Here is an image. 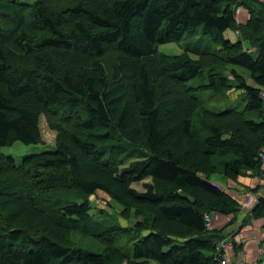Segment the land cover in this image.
Returning <instances> with one entry per match:
<instances>
[{"label": "trees", "instance_id": "16d2710c", "mask_svg": "<svg viewBox=\"0 0 264 264\" xmlns=\"http://www.w3.org/2000/svg\"><path fill=\"white\" fill-rule=\"evenodd\" d=\"M185 38L178 55L157 50ZM261 89L264 2L0 0V149L41 144L43 114L56 131L51 151L20 162L0 152V264H220L216 245L240 206L216 182L264 174ZM195 91H241L243 107L214 112ZM97 192L139 220L94 218ZM211 215L231 221L210 231ZM250 215L264 221V197Z\"/></svg>", "mask_w": 264, "mask_h": 264}, {"label": "rangeland", "instance_id": "374dc122", "mask_svg": "<svg viewBox=\"0 0 264 264\" xmlns=\"http://www.w3.org/2000/svg\"><path fill=\"white\" fill-rule=\"evenodd\" d=\"M21 1L34 2L37 0H21ZM240 7H242V6H236L235 8H239L241 11ZM233 35H234V32H232V31H227L225 33V37L227 39L235 41V38ZM199 37H200V34L196 35L194 37V40H197ZM187 41H189V39L185 38L184 40H182L179 43H170V44L158 45L157 50L159 52L167 54V55H178L181 52H183V45ZM115 58H116V54L112 53V52H109L105 56L104 61H105V65H106L107 69H109L108 67H110L111 64L115 62L114 61ZM237 72L243 74L246 81L249 84H251L249 76L246 72H244L240 69H238ZM199 82L200 81L198 79H194V80L190 81L188 83V85L189 86H196ZM233 93H234V91H230L225 96H221V95L214 94L212 91H210V92L195 91L194 96L200 101V103H202V106L204 108L211 110V111H214V112L222 111V110H225L227 108H232V107L236 108L238 110H241L243 107V102H241L239 99L241 95H233ZM240 93H241V91H240ZM39 126H40V131H41L42 140H43V142L41 144L24 145L20 142H15L9 147H2L0 149V152L4 155H7V156L14 158L16 160V162H20L24 158L31 156L33 154H38V153H41L44 151L53 150L54 146H55L56 131L53 130L49 126V122H48L46 115L43 114L41 116ZM262 162H263V165H262V169H263L264 159H262ZM133 188L139 192L143 191L142 183L134 184ZM58 197H59V195H55L53 198L57 199ZM64 199L67 202H70V201H78L80 198L77 194H70V195H65ZM89 201H90L91 206H92L91 214L93 215L94 218L98 219L100 222H102L105 225H109V226L115 225V227L120 226L122 228L128 229L130 227H133V225L139 220L136 216H134L133 211H132V215L129 219H125L124 217H122L121 212H122L123 208L120 207L115 202H110L100 192H97L95 195L91 196L89 198ZM219 217H223V216H218V218ZM223 219L227 220L228 223L231 221V218H228V217H224ZM214 220L215 221L217 220V215H215L214 217L211 218V224L209 226V230L210 231H214V230L220 231V230L215 228V224H214L215 221ZM240 229H241V226L238 227V230H240ZM235 231H236V229H233L231 233L230 232H224L223 233L224 237L226 235V236H228V238H224L221 241L231 242V243L234 241L235 243L236 242L239 243V241L235 237V236H237L236 234H238V233H236ZM256 239H258V241H259V238H256ZM71 240L74 244H78L81 247L92 248L93 250H96L99 248L101 249V245H103L101 243H97L96 241H93V239H91V238L80 236L78 234L71 235ZM134 242L135 241L129 242L127 239L122 238L119 240L118 244L121 247H124L125 249H131L132 244ZM252 243L253 242L248 244L249 251H248V253H246L245 260L243 259L240 264H246L247 261L252 260L251 254L253 253L254 250H257V247H256V249H254V247H252V248L249 247L250 245H252ZM240 249H242V248L237 247L236 250L232 249V253L228 258V263H232V261H234L233 259H234L235 255L238 254V253H236V251L240 252L241 251ZM238 250H240V251H238ZM149 264H157V263L150 262Z\"/></svg>", "mask_w": 264, "mask_h": 264}, {"label": "crops", "instance_id": "0c3cea01", "mask_svg": "<svg viewBox=\"0 0 264 264\" xmlns=\"http://www.w3.org/2000/svg\"><path fill=\"white\" fill-rule=\"evenodd\" d=\"M258 1L262 3L264 2V0ZM240 8L241 11L236 16V18L239 24L244 25L246 24L249 15L245 8ZM233 36L236 41L238 39V34L234 33ZM233 95H241V93L240 91H234ZM216 183L220 186L221 189L225 191V193H227L231 198L237 201L240 206V213L237 217V221H235L233 225L225 230V232L231 233L233 229H236L235 232L238 234H236L237 236L235 237L239 241V243H236L238 246H242V249H240L241 251L238 250L240 252L236 251V253L238 254L235 255L233 259L234 261H232L231 264H240L243 259L245 260L246 253H248L249 251L248 244L251 242L253 243L249 247H254V249H256L257 247V250L253 251V253L251 254L252 260L247 261L246 264H264V221L255 220L250 215V211L256 204L258 198L264 197V174L258 175L256 173H247L244 176L238 177L234 182L221 181L219 180V178H217ZM214 216L215 215H211V218ZM223 218L224 217L218 218L217 216V220H214L215 223H213L215 224L216 229L222 230L228 223V221ZM239 226H241L240 230H238ZM256 238H259V241Z\"/></svg>", "mask_w": 264, "mask_h": 264}, {"label": "built area", "instance_id": "2783aa9c", "mask_svg": "<svg viewBox=\"0 0 264 264\" xmlns=\"http://www.w3.org/2000/svg\"><path fill=\"white\" fill-rule=\"evenodd\" d=\"M234 12H235V15L237 16L240 12V9L235 8ZM260 97H261L262 102H263V117H264V89H261ZM261 158L264 159V150H263ZM206 221H207V227L209 228V226L211 224V220L206 217ZM232 246L233 245L231 242H225V241H221L216 245V253H217V255H220V257H221L220 264H229L228 258L232 253V249H233Z\"/></svg>", "mask_w": 264, "mask_h": 264}, {"label": "clouds", "instance_id": "9594fccd", "mask_svg": "<svg viewBox=\"0 0 264 264\" xmlns=\"http://www.w3.org/2000/svg\"><path fill=\"white\" fill-rule=\"evenodd\" d=\"M235 13V12H234ZM236 16V15H235ZM210 220H211V216H210V218H209ZM230 264V263H229Z\"/></svg>", "mask_w": 264, "mask_h": 264}, {"label": "bare ground", "instance_id": "6f19581e", "mask_svg": "<svg viewBox=\"0 0 264 264\" xmlns=\"http://www.w3.org/2000/svg\"><path fill=\"white\" fill-rule=\"evenodd\" d=\"M260 91V90H259ZM138 224V223H137ZM140 230V229H139Z\"/></svg>", "mask_w": 264, "mask_h": 264}]
</instances>
